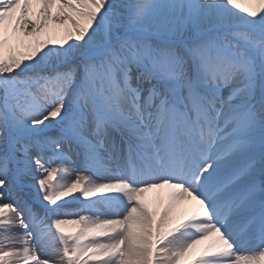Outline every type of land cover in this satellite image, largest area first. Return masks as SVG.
Instances as JSON below:
<instances>
[{
  "label": "snow or ice",
  "instance_id": "snow-or-ice-1",
  "mask_svg": "<svg viewBox=\"0 0 264 264\" xmlns=\"http://www.w3.org/2000/svg\"><path fill=\"white\" fill-rule=\"evenodd\" d=\"M0 264H264V0H0Z\"/></svg>",
  "mask_w": 264,
  "mask_h": 264
},
{
  "label": "bare ground",
  "instance_id": "bare-ground-1",
  "mask_svg": "<svg viewBox=\"0 0 264 264\" xmlns=\"http://www.w3.org/2000/svg\"><path fill=\"white\" fill-rule=\"evenodd\" d=\"M76 195H78V194H76ZM150 195H151V194H150ZM69 199H72V198H69ZM79 207H80L79 202H76V203H74V204L69 205V206H68V210H69V211H76V210H78Z\"/></svg>",
  "mask_w": 264,
  "mask_h": 264
}]
</instances>
